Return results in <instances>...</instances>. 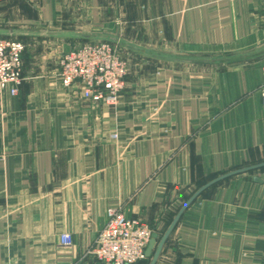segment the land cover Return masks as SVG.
<instances>
[{"label": "crops", "instance_id": "crops-1", "mask_svg": "<svg viewBox=\"0 0 264 264\" xmlns=\"http://www.w3.org/2000/svg\"><path fill=\"white\" fill-rule=\"evenodd\" d=\"M27 33L17 96L0 94V264H102L121 209L159 238L157 264H264V0H5ZM117 38L129 74L116 106L65 87L59 59ZM251 57L235 62L213 60ZM116 136V137H115ZM71 234L73 245L61 242Z\"/></svg>", "mask_w": 264, "mask_h": 264}, {"label": "built area", "instance_id": "built-area-1", "mask_svg": "<svg viewBox=\"0 0 264 264\" xmlns=\"http://www.w3.org/2000/svg\"><path fill=\"white\" fill-rule=\"evenodd\" d=\"M5 0H0V3ZM233 1V0H232ZM23 42L0 39V94L17 96L23 82ZM60 79L65 87L81 84L83 96L96 103L116 106L126 88L128 63L117 45L93 42L78 46L59 59ZM264 78V67L262 69ZM264 103V83L260 89ZM116 137V136H115ZM154 230L147 224L128 218L117 208L107 211V222L91 250L102 264H139ZM61 242L73 245L71 234H63Z\"/></svg>", "mask_w": 264, "mask_h": 264}, {"label": "water", "instance_id": "water-1", "mask_svg": "<svg viewBox=\"0 0 264 264\" xmlns=\"http://www.w3.org/2000/svg\"><path fill=\"white\" fill-rule=\"evenodd\" d=\"M0 36H6V37H21V36H37V37H50V36H64L61 34H45V33H27V32H21L18 30H0ZM67 37L73 38V39H85V40H93V41H98V42H108V43H112L114 45H117L121 48H125L127 50L136 52L138 54H143L152 58H156V59H165V60H169L172 58H167L164 56H160L151 52H148L146 50L141 49L138 46L126 43V42H122L119 41L117 38H111V37H106V36H92V35H77V34H70ZM251 57H237V58H229V59H219V60H213V62H235V61H241V60H245ZM234 174V173H233ZM233 174L227 175L219 180H216L214 182H212L211 184L207 185L206 187L202 188L199 192H197L191 199L190 201L183 207V209L180 211V213L178 214V216L175 218V220L173 221V223L171 224V226L169 227V229L166 231V233L164 234V236L162 237L160 244L158 245V248L152 258L151 264H157V261L162 253V250L166 244V242L168 241V239L170 238L171 234L173 233L174 229L176 228L178 222L181 219L182 214L184 213V211L186 209H188L190 207V205L200 196L201 193H203L208 187H210L211 185L221 181L222 179H225ZM159 238L158 234L154 233L151 242L148 245V248L146 250V257L147 258H151L152 254H153V250L155 248V244L157 242V239Z\"/></svg>", "mask_w": 264, "mask_h": 264}, {"label": "rangeland", "instance_id": "rangeland-1", "mask_svg": "<svg viewBox=\"0 0 264 264\" xmlns=\"http://www.w3.org/2000/svg\"><path fill=\"white\" fill-rule=\"evenodd\" d=\"M20 26H21L20 21H14L7 16L0 18V27L13 28V27H20ZM121 52L123 53V51Z\"/></svg>", "mask_w": 264, "mask_h": 264}, {"label": "trees", "instance_id": "trees-1", "mask_svg": "<svg viewBox=\"0 0 264 264\" xmlns=\"http://www.w3.org/2000/svg\"><path fill=\"white\" fill-rule=\"evenodd\" d=\"M143 262V261H142ZM141 263V262H140Z\"/></svg>", "mask_w": 264, "mask_h": 264}]
</instances>
